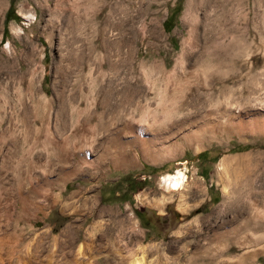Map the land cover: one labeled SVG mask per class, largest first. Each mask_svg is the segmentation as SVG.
<instances>
[{
	"label": "rangeland",
	"instance_id": "374dc122",
	"mask_svg": "<svg viewBox=\"0 0 264 264\" xmlns=\"http://www.w3.org/2000/svg\"><path fill=\"white\" fill-rule=\"evenodd\" d=\"M188 1L0 0L9 104L31 96L36 68L53 120L85 128L35 169L57 180L43 210L17 219L1 199L0 264H76L89 242L108 252L91 264H264V0ZM144 123L153 146L122 155L117 134L135 139ZM185 167L184 186L168 187L163 175Z\"/></svg>",
	"mask_w": 264,
	"mask_h": 264
},
{
	"label": "bare ground",
	"instance_id": "6f19581e",
	"mask_svg": "<svg viewBox=\"0 0 264 264\" xmlns=\"http://www.w3.org/2000/svg\"><path fill=\"white\" fill-rule=\"evenodd\" d=\"M91 1L92 0H87L88 3H90ZM191 6L192 2L191 0H189L186 12L190 10ZM29 74L30 88L32 89V94L29 98L25 97L23 89L20 88L18 90L15 102L13 104H9L11 100H9L10 95L8 93L9 91L7 92V87L0 86V127L3 125L4 122H7L8 124L4 131L0 133V138L3 142L2 147H0V177L3 175L8 176L9 173L7 174V172L10 170L14 169L15 171V177L13 176L14 188L8 187L7 185H3L4 182L0 181V188L4 189V194L0 192V204L1 199H5L6 203L9 205V207H7L16 213L17 219H19L18 217L22 214L26 215L30 212L37 213L38 211L43 210L45 204L42 203L41 198L45 197L46 200L55 199L52 189L56 184L57 180H49V178L44 179L39 174H35L34 171L35 169H39L46 173L49 172L51 164H53V166H55L56 164L54 156L55 154H58V149L62 148V150L59 151L69 150L67 149L69 145H72L73 141L75 144H77L76 142L77 140L79 141V134L80 132H82L81 130L85 129L82 128L83 126L80 125V130L77 131L75 134H66L68 133V131L66 132L68 124L65 119V115L67 112L59 113V115L56 116L53 120V115L50 111V102L44 95H42V93L39 92L37 86V69L33 68L29 72ZM130 90H132V87L130 85H126V87L124 88L125 94H128V91ZM70 119L72 118L70 117ZM72 123L73 121H70V126L72 125ZM79 124L80 122L78 123V125ZM55 128L58 129L59 133L62 135L61 140L56 137ZM148 128L149 127H146V125L140 126V128L136 129L135 139L128 140L125 142L122 141V139L120 138L121 136L118 137L117 134V142L115 141L116 143H114L115 145L118 144L119 147L122 149V155L125 154L124 152L126 150L124 149L129 145L133 146L137 142V140L140 141V144L144 151H146L148 147L150 148V145H152V142L154 140L152 138H147L146 133L149 132V130H147ZM88 131L91 132L90 130ZM89 132H87V135ZM74 139H76V141ZM41 149L47 151L45 152V155L38 153V151ZM66 156L67 155L65 154L64 156L60 155L58 156L57 160L63 164H67L68 159ZM113 159L116 160L118 159V157H114ZM26 163H28V166L30 167L29 169H23V166ZM186 168L187 167L178 168L175 172H170L163 175V180L168 185V187L174 190H178L184 186V182L187 178ZM2 172L5 173L3 174ZM60 173L64 174L66 178H68L70 174H72L71 170L67 168L61 171ZM40 183H43V185H41ZM75 195L76 192H73L68 198L73 199L74 197H77ZM86 199H89V201H91V199L88 197ZM84 201L86 202V200ZM12 211L11 213H13ZM117 228L119 229V227ZM105 234H110V231L106 230ZM118 240L119 239H116L114 237L111 238L112 247L110 248L109 252L113 251L118 254ZM141 248L146 252H158V248L155 247ZM103 253L108 254V252L106 253V250H103V248L100 250L93 248L92 242H89L88 247L86 248L83 244H80L75 249V256L78 259V261L75 260L76 264H82V262H85L86 264H91L93 262L92 259L95 256H98L100 259V255ZM106 257L107 256H105V258ZM210 258L212 259L213 255H210ZM99 259L98 261H100ZM131 262V264H140L139 259L132 260Z\"/></svg>",
	"mask_w": 264,
	"mask_h": 264
},
{
	"label": "trees",
	"instance_id": "16d2710c",
	"mask_svg": "<svg viewBox=\"0 0 264 264\" xmlns=\"http://www.w3.org/2000/svg\"><path fill=\"white\" fill-rule=\"evenodd\" d=\"M9 11H10V7L7 9L6 13H5V24H4V28H3V35L6 36L7 32H8V26L7 23L9 21V19L11 18V16H9ZM167 21V20H166ZM201 153V152H200ZM139 215V212H138ZM140 216V215H139Z\"/></svg>",
	"mask_w": 264,
	"mask_h": 264
},
{
	"label": "flooded vegetation",
	"instance_id": "af4514ba",
	"mask_svg": "<svg viewBox=\"0 0 264 264\" xmlns=\"http://www.w3.org/2000/svg\"><path fill=\"white\" fill-rule=\"evenodd\" d=\"M140 213L142 214L143 213V210H140Z\"/></svg>",
	"mask_w": 264,
	"mask_h": 264
}]
</instances>
